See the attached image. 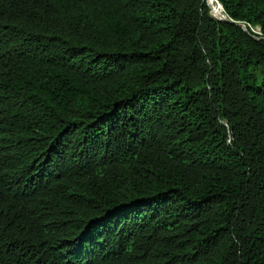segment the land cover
I'll return each mask as SVG.
<instances>
[{"label": "trees", "instance_id": "1", "mask_svg": "<svg viewBox=\"0 0 264 264\" xmlns=\"http://www.w3.org/2000/svg\"><path fill=\"white\" fill-rule=\"evenodd\" d=\"M217 1L0 0V264H264V0Z\"/></svg>", "mask_w": 264, "mask_h": 264}, {"label": "water", "instance_id": "2", "mask_svg": "<svg viewBox=\"0 0 264 264\" xmlns=\"http://www.w3.org/2000/svg\"><path fill=\"white\" fill-rule=\"evenodd\" d=\"M216 3H219V2L216 0ZM219 4H220V3H219ZM221 8L223 9L222 5H221ZM212 10H213V8H212ZM223 10H224V9H223ZM212 13H213L214 18H216V19L219 20V21H227V22H233V23H235L232 19H229V18L225 15V13L223 14V17H222V18H218V17L215 15L214 11H212ZM243 28L246 30L245 26H243ZM259 34H260V33H259Z\"/></svg>", "mask_w": 264, "mask_h": 264}, {"label": "built area", "instance_id": "3", "mask_svg": "<svg viewBox=\"0 0 264 264\" xmlns=\"http://www.w3.org/2000/svg\"><path fill=\"white\" fill-rule=\"evenodd\" d=\"M217 5H218V7L224 12V10L221 8V4H219V3H217ZM252 31L254 32V33H260V30L259 29H257V31L255 30V29H252Z\"/></svg>", "mask_w": 264, "mask_h": 264}, {"label": "rangeland", "instance_id": "4", "mask_svg": "<svg viewBox=\"0 0 264 264\" xmlns=\"http://www.w3.org/2000/svg\"><path fill=\"white\" fill-rule=\"evenodd\" d=\"M216 5H217V3H216ZM209 6H210V8H211V10H212V6L209 4ZM218 6V5H217ZM213 11V10H212ZM223 14H224V12H223ZM213 15V14H212ZM214 17V16H213ZM216 19V18H215ZM256 31H257V29H256ZM257 34H259V33H257ZM260 35V34H259Z\"/></svg>", "mask_w": 264, "mask_h": 264}, {"label": "bare ground", "instance_id": "5", "mask_svg": "<svg viewBox=\"0 0 264 264\" xmlns=\"http://www.w3.org/2000/svg\"><path fill=\"white\" fill-rule=\"evenodd\" d=\"M216 15V14H215ZM218 17V16H217ZM223 16H221V17H218V18H222Z\"/></svg>", "mask_w": 264, "mask_h": 264}]
</instances>
